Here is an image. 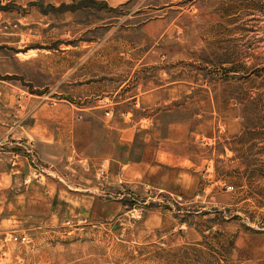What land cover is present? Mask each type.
Segmentation results:
<instances>
[{
  "label": "rangeland",
  "instance_id": "obj_1",
  "mask_svg": "<svg viewBox=\"0 0 264 264\" xmlns=\"http://www.w3.org/2000/svg\"><path fill=\"white\" fill-rule=\"evenodd\" d=\"M0 264H264V0H0Z\"/></svg>",
  "mask_w": 264,
  "mask_h": 264
},
{
  "label": "crops",
  "instance_id": "obj_2",
  "mask_svg": "<svg viewBox=\"0 0 264 264\" xmlns=\"http://www.w3.org/2000/svg\"><path fill=\"white\" fill-rule=\"evenodd\" d=\"M101 1H103V2L105 1L106 3H109L111 5H115V4L121 3V2H123L125 0H101ZM169 1H172V0H169ZM67 126L69 127L70 125L68 124ZM71 126H72V124H71ZM128 130H129L128 128H126V129L124 127L122 128V130H121V138L124 137V133H127ZM46 141H48V142H54V136H51V137L47 138ZM148 154L150 155L151 154V151H149ZM160 155L162 157V152L160 150H157L156 149L154 151L153 157H155L156 161L162 160V162H163V159L161 157H159ZM19 161L20 162H23V159H19ZM123 162H125V161H121V163H123ZM149 163H150V161L148 159V156L145 157L143 155V157L141 156L139 159L133 160V162L123 163L121 167L122 168H126L125 169V173H126L127 176L135 177L139 173L146 174L145 170L148 168V166H149L148 164ZM158 167H159V169H162L163 168L162 165H158ZM179 172L180 173L177 174V177H183V176L184 177H187L189 175L187 173V171H184L183 173H182V171H179ZM162 175H163V173H161V176Z\"/></svg>",
  "mask_w": 264,
  "mask_h": 264
},
{
  "label": "built area",
  "instance_id": "obj_3",
  "mask_svg": "<svg viewBox=\"0 0 264 264\" xmlns=\"http://www.w3.org/2000/svg\"><path fill=\"white\" fill-rule=\"evenodd\" d=\"M100 172H101V174H107V169L105 168V166H101ZM228 187L230 188V187H232V185H228Z\"/></svg>",
  "mask_w": 264,
  "mask_h": 264
},
{
  "label": "trees",
  "instance_id": "obj_4",
  "mask_svg": "<svg viewBox=\"0 0 264 264\" xmlns=\"http://www.w3.org/2000/svg\"><path fill=\"white\" fill-rule=\"evenodd\" d=\"M102 3H103V5H107V3H106L105 1H104V2L102 1ZM66 5H67V6H66ZM61 6H64V7L66 6V8H70V7H71V6L68 5V4H62Z\"/></svg>",
  "mask_w": 264,
  "mask_h": 264
}]
</instances>
